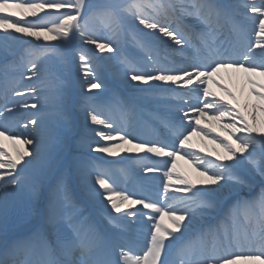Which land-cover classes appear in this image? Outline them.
<instances>
[{
	"label": "snow or ice",
	"instance_id": "obj_1",
	"mask_svg": "<svg viewBox=\"0 0 264 264\" xmlns=\"http://www.w3.org/2000/svg\"><path fill=\"white\" fill-rule=\"evenodd\" d=\"M0 32V47L22 37L37 42L13 62L18 75L0 81V169L8 170L0 190H27L34 214L28 236L0 240V264H264V0H0ZM81 45L119 57L127 79L169 102L167 118L149 113L162 139L129 133L136 106L102 92L76 102L84 117L77 128L57 71L65 53L76 49L85 93L103 87ZM125 45L134 59L123 55ZM173 55L181 63L169 68L162 60L175 64ZM194 135L216 147L197 151ZM73 144L79 154L62 163ZM84 149L145 153L125 159L142 173L162 172L163 200L134 198L120 186L127 168ZM177 160L202 179L179 173ZM73 177L87 199L106 202L103 223L74 191ZM174 178L179 186L170 192Z\"/></svg>",
	"mask_w": 264,
	"mask_h": 264
},
{
	"label": "bare ground",
	"instance_id": "obj_2",
	"mask_svg": "<svg viewBox=\"0 0 264 264\" xmlns=\"http://www.w3.org/2000/svg\"><path fill=\"white\" fill-rule=\"evenodd\" d=\"M252 27L253 26L251 24H249L248 38H252L251 37ZM16 35H20V34H16ZM23 41L25 43L26 42H32L33 38L25 37L23 39ZM52 43H55V42H52ZM169 46H170V42L165 44L164 46H162V48L167 49V48H169ZM87 47L89 48V50L94 55V58L96 60H98L104 67L103 73L101 71H99L98 75L95 74L98 79L112 83L113 85L117 86L122 93L128 95V97L132 98V100L137 101L136 105L134 104L136 106V109L138 106V110H139L142 107L141 105H146L147 104L146 101L150 100L151 102L154 103L153 104L154 107L157 108L156 113L160 117L167 118L164 116V114L169 116V111L165 107V105L168 104L169 102L162 100L163 103L162 102L161 103H155L152 100H156L157 98H150L151 96L146 98V96L148 94L142 92L141 89L147 88V85L139 84L138 86H136L137 82H131L129 79H127V77L125 75L126 65H121L119 63V61L117 60V57L113 58L112 60H109V59H106V57L110 54L100 53L98 50L94 49V47L91 45H87ZM124 48L130 50L132 55H135V50H133V49L131 50V48H132L131 46L125 45ZM75 50L76 49L73 48L72 50L68 51V53L70 55H72ZM0 54H1V52H0ZM72 58L73 57H71V59ZM68 65H69V70H70L71 75H72L74 87L83 85L86 78L77 72L76 65H74L73 63H69ZM175 65L179 66L180 63L176 62ZM6 75L11 76L9 73L3 72V74L0 75V81H2ZM225 76L227 77V74H225ZM225 82H227V80ZM28 83H32V82H30V81H23L22 82V84H25V85ZM212 89H213V91H215L217 93L218 96L222 95L220 89L216 88L214 85L212 86ZM81 94L84 95L85 92L84 93L82 92ZM78 100L79 99L77 98V96L74 95V98L71 100L72 101V107L74 105H76V102ZM189 102L190 103H196L197 101L195 99H192ZM175 103H178V102H175ZM142 109L148 110V108H144V107ZM73 114L75 115L74 124L77 126V128L81 127L84 123L83 114L81 112H79L77 109H75V111H73ZM137 115L138 114H136V117H135V123H137V121H140V119H138ZM227 122H229V121L226 118L225 123H227ZM201 125L203 126V121L201 122ZM91 127H96V126H91ZM213 127H215L217 132L220 131L219 126L217 124L213 123ZM149 128H150V130L148 129V131L153 134L152 128L151 127H149ZM20 129L24 131L23 128H20ZM103 130L104 131H110V129H103ZM127 131L129 133H131L132 135L138 137V139H142L141 136H138L136 134V130L133 131V130L127 128ZM89 134H90L89 136L91 137V139H93L95 141L100 140V138L96 137L93 133L89 132ZM25 135H27V133H25ZM151 137H154L155 139H157V134H154ZM101 143H104V142L101 141ZM192 143L196 146L197 151L199 149H204L205 153L208 151H211L212 148L216 147V145L212 144L209 140H202L201 137L195 136V135L192 137ZM131 147H132L131 145H127V144L123 145V148H125V149L131 148ZM69 151H70L69 149H65V151L63 152L62 157H61L62 162L64 161V159L67 156V154L69 153ZM86 151H88V150L86 149ZM88 153H90V155L92 157H95V158H101L102 157L105 161H118V162H120V164H119L120 167H124L127 169H128V167H131L132 169L134 168L135 174H133V175L130 174V179H129V176H127V182L128 183L125 187H123V189L125 191L134 193L135 194L134 198H139L140 196H145V197H148V198L153 199V200H160V201L163 200V197H164L163 183L165 181L163 180L162 172L157 173V174L142 173L134 163H132L128 159H125V157L143 156V154H144L143 152H136L135 150H133L132 152H125L122 150H118V155H116V156H108L107 154L95 153V152H91V151H88ZM201 154H203V153H201ZM25 159H29V157H26ZM18 167H19V165H18ZM177 171L179 173L187 174L193 180L202 179L201 177H198V175L193 171L191 164H189L186 160H177ZM145 177H148V178L145 179ZM123 183H124V180L121 182V185H120L121 187H122ZM173 185H174V187L170 188V190H169L170 192L174 191V188L179 186V185H175V178L173 180ZM258 187H259V181L257 180V189H258ZM73 188H74V191L76 192V194L79 195L81 197V199L84 201V205H85L86 209L89 210V212L92 213L97 220H100L101 223H103V219H102L103 216L109 214L108 206L106 205V202H103L99 196H97L95 200L87 199L84 189L80 185L79 181L75 179V177H73ZM43 190H44V196L45 197H43L42 200L44 202H47L48 191L46 189H43ZM6 195H7V201H5ZM20 200H21L20 191H18L15 195H12L11 190H9V193H5L3 190H0V240H3L5 233L7 234L8 238H10V239L24 238V235L19 236V234L25 233L28 230H31V223L33 220L24 226H16L18 222L16 221V223H14V222H11V220H10L12 215H14L13 214L15 212L14 210H16L17 207L19 206ZM139 208H141L140 205L133 206V210H136ZM145 211H148V210H145ZM111 214L115 215V213H111ZM165 222L170 223L167 220ZM12 226H13V228H11L9 230L7 229L6 231L4 230V228L12 227ZM130 226L135 229L138 227V222H133V223H131ZM107 227L110 228V226H107ZM137 235L140 236L141 234L138 233ZM177 235H179V234H177Z\"/></svg>",
	"mask_w": 264,
	"mask_h": 264
},
{
	"label": "rangeland",
	"instance_id": "obj_3",
	"mask_svg": "<svg viewBox=\"0 0 264 264\" xmlns=\"http://www.w3.org/2000/svg\"><path fill=\"white\" fill-rule=\"evenodd\" d=\"M46 11H55V10H46ZM45 13H40L39 16H43ZM32 18V17H28V19H38L39 18ZM4 35L3 32H0V36ZM25 37H22V41ZM37 42L34 40L32 42H24L20 45H13L11 48H4V47H0V72L3 73V71H8V72H12V64L13 62H16L17 64L19 63V57L23 52V49L28 48L30 46L35 45ZM82 48L83 51H85L87 53V55L91 58L92 62H93V66L95 67V74L98 75L99 71H101L103 73V65L97 61L94 58V55L92 54V52L89 50V48L87 47V45H81L80 46ZM77 51L75 50L73 53V60H71V56L69 55L68 52L65 53V57H64V62L63 63H58V75L61 77V79H64L68 82V94L71 98V100L74 98V95L77 96L78 99H80V97L82 96V92L84 93V88L83 85L74 87L73 84V80H72V75L71 72L69 70V63H73L74 65H76L77 68V72L79 74L82 75V72L80 71L79 68V63H78V59H77ZM8 59V60H6ZM17 74L18 73H14ZM84 77V76H83ZM88 79H91V77H88ZM100 81V80H99ZM103 84V87L101 89H94L92 90L91 93H85L86 95H92L93 93L96 92H102L104 98H111L113 96H119L121 98H123V96L121 95V93L116 89H112L111 87H109L108 83L105 81H101ZM75 90V91H74ZM84 94V95H85ZM124 99V98H123ZM76 109V106L74 105L72 107V113L73 111ZM75 117V115L73 114V118ZM82 122V121H81ZM18 132H21L25 135V132L21 129H17ZM90 135V134H89ZM83 154L85 155H90V153H88V151H86V149L82 150ZM79 154L75 151V146L74 144L71 146V150L69 151V153L67 154V156L64 159L63 163H67V161L73 156ZM7 169H0V173L2 172H6ZM21 194V200L19 203V206L17 207L16 210H14L15 212L13 213L14 215H12V217L10 218L11 222L16 223V221L18 222L17 226H24L26 224H28L30 221L33 220V212L31 209V203L29 200V194L27 192V190H23L20 191ZM45 197L44 196V190H41V199ZM13 227V226H12ZM12 227H6L4 228V230L6 231L7 229H11Z\"/></svg>",
	"mask_w": 264,
	"mask_h": 264
}]
</instances>
